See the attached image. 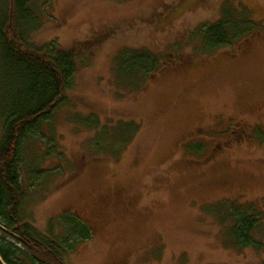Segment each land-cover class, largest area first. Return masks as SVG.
Returning a JSON list of instances; mask_svg holds the SVG:
<instances>
[{"label": "rangeland", "instance_id": "obj_1", "mask_svg": "<svg viewBox=\"0 0 264 264\" xmlns=\"http://www.w3.org/2000/svg\"><path fill=\"white\" fill-rule=\"evenodd\" d=\"M226 3L247 8L259 28L204 53L199 30ZM30 7L39 25L30 41H55L77 60L63 101L22 150L30 222L66 240L68 264H245L229 247V214L255 200L264 217V0ZM124 49L157 55L156 73L125 78ZM9 96L0 83V107ZM130 122L139 128L124 144L116 131ZM72 216L90 238L70 231Z\"/></svg>", "mask_w": 264, "mask_h": 264}, {"label": "trees", "instance_id": "obj_2", "mask_svg": "<svg viewBox=\"0 0 264 264\" xmlns=\"http://www.w3.org/2000/svg\"><path fill=\"white\" fill-rule=\"evenodd\" d=\"M9 1H5L6 11L0 16V83L10 93L0 107V264L1 260L5 264H68L66 240L38 230L26 213L22 150L38 138L43 122L51 119L63 101L77 71V60L70 49H61L55 41L32 43L30 34L39 26L30 7L33 0ZM20 16L25 28L19 25ZM31 20L34 27L30 28ZM258 28L247 8L226 3L216 22L200 28L201 50L207 53L229 46ZM159 64L158 56L145 50L124 49L116 58L117 68L125 78L142 75L143 81L156 73ZM92 123L98 126V119H89L88 124ZM121 126L125 129H117L116 133L120 131L118 136L125 144L139 125L130 122ZM113 132L115 128L107 132L111 140L117 136ZM229 216L234 220L235 238L248 235L250 228H245L240 209ZM65 222L82 239L91 237L89 226L80 218L72 216Z\"/></svg>", "mask_w": 264, "mask_h": 264}, {"label": "flooded vegetation", "instance_id": "obj_3", "mask_svg": "<svg viewBox=\"0 0 264 264\" xmlns=\"http://www.w3.org/2000/svg\"><path fill=\"white\" fill-rule=\"evenodd\" d=\"M252 202V201H251ZM245 204V203H244ZM249 207L241 205L240 212L244 215L245 228H250L248 235L246 233L236 239L232 234L230 248L240 252L241 257L246 261L245 264H264V217L261 210H258L259 202L249 203ZM232 252V251H230Z\"/></svg>", "mask_w": 264, "mask_h": 264}]
</instances>
